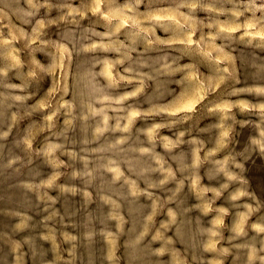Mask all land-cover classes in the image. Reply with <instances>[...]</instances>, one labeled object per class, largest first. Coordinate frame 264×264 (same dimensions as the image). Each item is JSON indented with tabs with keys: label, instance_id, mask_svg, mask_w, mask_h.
Segmentation results:
<instances>
[{
	"label": "rangeland",
	"instance_id": "1",
	"mask_svg": "<svg viewBox=\"0 0 264 264\" xmlns=\"http://www.w3.org/2000/svg\"><path fill=\"white\" fill-rule=\"evenodd\" d=\"M0 264H264V0H0Z\"/></svg>",
	"mask_w": 264,
	"mask_h": 264
}]
</instances>
